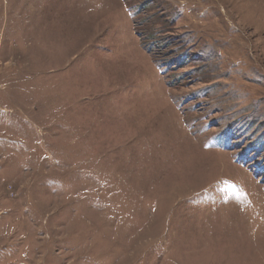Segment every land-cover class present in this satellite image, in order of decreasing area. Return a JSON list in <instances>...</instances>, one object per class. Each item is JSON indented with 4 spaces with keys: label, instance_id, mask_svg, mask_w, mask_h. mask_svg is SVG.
Returning a JSON list of instances; mask_svg holds the SVG:
<instances>
[{
    "label": "rangeland",
    "instance_id": "374dc122",
    "mask_svg": "<svg viewBox=\"0 0 264 264\" xmlns=\"http://www.w3.org/2000/svg\"><path fill=\"white\" fill-rule=\"evenodd\" d=\"M0 264H264V0H0Z\"/></svg>",
    "mask_w": 264,
    "mask_h": 264
}]
</instances>
